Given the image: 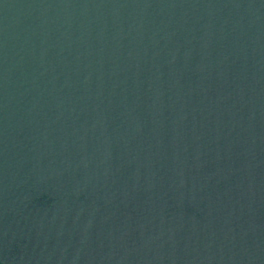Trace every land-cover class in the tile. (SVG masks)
<instances>
[{
  "label": "water",
  "instance_id": "water-1",
  "mask_svg": "<svg viewBox=\"0 0 264 264\" xmlns=\"http://www.w3.org/2000/svg\"><path fill=\"white\" fill-rule=\"evenodd\" d=\"M224 0H0V264H105Z\"/></svg>",
  "mask_w": 264,
  "mask_h": 264
}]
</instances>
